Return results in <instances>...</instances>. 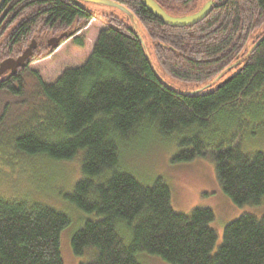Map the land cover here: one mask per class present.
Returning <instances> with one entry per match:
<instances>
[{
    "label": "trees",
    "instance_id": "trees-1",
    "mask_svg": "<svg viewBox=\"0 0 264 264\" xmlns=\"http://www.w3.org/2000/svg\"><path fill=\"white\" fill-rule=\"evenodd\" d=\"M111 1L132 13L163 73L204 89L168 86L128 17L104 13L105 28L80 66L52 82L28 65L0 75V165L79 160L68 201L92 217L70 237L78 264H142L143 254L167 264H264V217L228 222L216 247L209 208L176 212L162 178L143 183L120 161L121 146L152 133L172 141L174 161L208 158L234 205H264V153L240 146L244 127L264 122V0H212L207 16L185 27L162 23L139 0ZM154 1L178 17L198 0ZM87 4L3 0L0 62L31 40L27 63L48 56L50 38L74 36L95 18ZM68 224L65 213L27 194H0V264H63L60 234Z\"/></svg>",
    "mask_w": 264,
    "mask_h": 264
},
{
    "label": "rangeland",
    "instance_id": "rangeland-1",
    "mask_svg": "<svg viewBox=\"0 0 264 264\" xmlns=\"http://www.w3.org/2000/svg\"><path fill=\"white\" fill-rule=\"evenodd\" d=\"M208 1L198 0L190 9V14ZM86 7L95 14L94 19L77 34L62 42L48 56L29 63L28 68L37 72L42 81L52 82L65 68L80 66L90 54L99 31L105 28L101 20L102 14H119L117 9L103 5L87 4ZM136 30L156 72L168 86L180 92L204 89L180 83L163 73L151 52V44L145 32L138 26ZM76 35L83 41L82 47L74 42L73 37ZM234 72L235 69L228 72V75ZM240 146L246 152L264 153V122L252 131L249 127H244ZM175 152L172 141L147 133L121 146L120 161L125 170L143 183L148 184L157 177L162 178L169 187L171 206L176 212L187 214L196 207L209 208L214 214L210 226L216 232V247L221 243L223 228L228 222L242 214L264 217V205L236 206L230 201L221 191L213 163L208 158L200 157L190 162H177L173 160ZM20 165L17 162L13 165H0V194L4 196L27 194L30 198L65 213L69 217V224L60 234L61 258L63 264H78L79 258L70 250V237L85 219L92 217L76 210L68 201L74 183L81 177L79 160L47 164L45 159L36 158L26 160ZM141 262L167 264L157 257L146 254L141 256Z\"/></svg>",
    "mask_w": 264,
    "mask_h": 264
},
{
    "label": "water",
    "instance_id": "water-1",
    "mask_svg": "<svg viewBox=\"0 0 264 264\" xmlns=\"http://www.w3.org/2000/svg\"><path fill=\"white\" fill-rule=\"evenodd\" d=\"M76 4L80 2L94 4V5H103L117 9L118 11L124 13L131 23L133 29L136 31L137 25L134 21L132 13L126 9L124 6L117 4L111 0H70ZM140 3L157 19L162 23L172 26V27H185L196 24L201 21L204 17L207 16L212 6H215V3L212 0H209L205 3L200 9L196 12L184 16H170L168 15L154 0H139ZM3 0H0V5ZM73 33H62L58 37H52L47 41V45L51 49H56L60 45V40L65 36L69 38ZM138 39L143 44L139 34H137ZM144 45V44H143ZM36 47L34 40H31L29 45L22 51V53L16 58H6L0 62V75L5 72H9V76L15 75L19 68H24L28 63L27 60L31 56L32 50Z\"/></svg>",
    "mask_w": 264,
    "mask_h": 264
}]
</instances>
